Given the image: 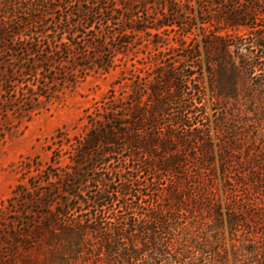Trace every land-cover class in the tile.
I'll list each match as a JSON object with an SVG mask.
<instances>
[{"label": "trees", "instance_id": "obj_1", "mask_svg": "<svg viewBox=\"0 0 264 264\" xmlns=\"http://www.w3.org/2000/svg\"><path fill=\"white\" fill-rule=\"evenodd\" d=\"M193 1L0 0L3 116L119 69L20 161L0 264H264V0Z\"/></svg>", "mask_w": 264, "mask_h": 264}, {"label": "rangeland", "instance_id": "obj_2", "mask_svg": "<svg viewBox=\"0 0 264 264\" xmlns=\"http://www.w3.org/2000/svg\"><path fill=\"white\" fill-rule=\"evenodd\" d=\"M182 3L185 7V2ZM193 3L195 7V0ZM151 11L157 12L158 8L154 5L151 7ZM165 11V13H170L169 9ZM165 13L161 11V14ZM195 14L197 13L194 9L192 12H187L183 21L192 22L193 25L190 26L194 28L195 34H199V23ZM178 24H180L179 21ZM117 28L118 25L112 24V30ZM186 30L187 27L177 25L172 32L164 31L161 34V39L153 36V34L144 33L140 39L142 42L141 51L145 50V46L153 40L158 39L162 42V48L166 47L163 42L169 41V43L178 44L182 33ZM153 32L156 31L153 30ZM192 37L191 35L188 40ZM198 37L200 38V36ZM114 41L115 39L111 40V42ZM150 48H153L152 45L144 52L147 53ZM154 52L155 50H153ZM143 54L140 52L138 58H142ZM203 54L202 50V56ZM118 56L121 58L122 54ZM118 71L119 69L102 72L93 69L85 77H79L74 85L60 87L50 99L42 97L40 101L34 103L30 110L21 108L23 110L10 111L7 117L0 113V209L7 205V199L17 183L19 177L17 167L20 161L26 158L39 157L44 163H49L52 155L50 146L57 138V134L64 131V128L73 130L76 125H78L77 130L80 129L79 119L84 114L85 109L104 97L112 82L117 78ZM204 84L209 94L211 82L207 74L204 77Z\"/></svg>", "mask_w": 264, "mask_h": 264}]
</instances>
